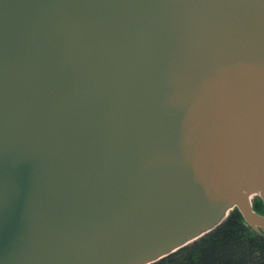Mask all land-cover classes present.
<instances>
[{
	"label": "water",
	"instance_id": "obj_1",
	"mask_svg": "<svg viewBox=\"0 0 264 264\" xmlns=\"http://www.w3.org/2000/svg\"><path fill=\"white\" fill-rule=\"evenodd\" d=\"M232 209L264 233V0H0V264H150Z\"/></svg>",
	"mask_w": 264,
	"mask_h": 264
},
{
	"label": "trees",
	"instance_id": "obj_2",
	"mask_svg": "<svg viewBox=\"0 0 264 264\" xmlns=\"http://www.w3.org/2000/svg\"><path fill=\"white\" fill-rule=\"evenodd\" d=\"M252 207L262 214L258 197ZM150 264H264V233L253 231L232 209L212 230Z\"/></svg>",
	"mask_w": 264,
	"mask_h": 264
}]
</instances>
